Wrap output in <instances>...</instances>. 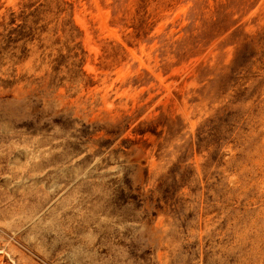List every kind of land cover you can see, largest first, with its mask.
Listing matches in <instances>:
<instances>
[{
  "label": "rangeland",
  "instance_id": "374dc122",
  "mask_svg": "<svg viewBox=\"0 0 264 264\" xmlns=\"http://www.w3.org/2000/svg\"><path fill=\"white\" fill-rule=\"evenodd\" d=\"M0 264H264V0H0Z\"/></svg>",
  "mask_w": 264,
  "mask_h": 264
},
{
  "label": "bare ground",
  "instance_id": "6f19581e",
  "mask_svg": "<svg viewBox=\"0 0 264 264\" xmlns=\"http://www.w3.org/2000/svg\"><path fill=\"white\" fill-rule=\"evenodd\" d=\"M20 1H21V3H22L23 5H25L27 0H20Z\"/></svg>",
  "mask_w": 264,
  "mask_h": 264
}]
</instances>
